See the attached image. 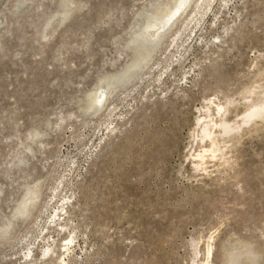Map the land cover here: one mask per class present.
Listing matches in <instances>:
<instances>
[{
  "label": "rangeland",
  "instance_id": "1",
  "mask_svg": "<svg viewBox=\"0 0 264 264\" xmlns=\"http://www.w3.org/2000/svg\"><path fill=\"white\" fill-rule=\"evenodd\" d=\"M172 4L0 0V264H202L208 248L225 264L241 247L264 264V115L240 119L264 100V0H192L138 52ZM207 111L241 128L203 166Z\"/></svg>",
  "mask_w": 264,
  "mask_h": 264
},
{
  "label": "bare ground",
  "instance_id": "2",
  "mask_svg": "<svg viewBox=\"0 0 264 264\" xmlns=\"http://www.w3.org/2000/svg\"><path fill=\"white\" fill-rule=\"evenodd\" d=\"M200 0H197V4ZM192 2V0H174V5L168 9H166L163 13L161 14H156V15H153V19H151V21L149 22L148 25H146V27H144L143 31L139 34L138 37H136L137 39L135 40L136 43L137 42H141V45L140 43L137 44L139 45L137 47V51L138 52H141L140 50V47L141 49H144L146 46H148V44H152L154 43V41L159 38L160 34L162 32H164L168 26H172L175 22H176V19L178 18L179 15H182V13L189 7L190 3ZM209 2V1H207ZM196 4V5H197ZM210 4V3H208ZM198 6V5H197ZM209 6V5H207ZM199 13V12H198ZM184 14V13H183ZM190 14V13H189ZM195 15L197 13H194ZM201 14V13H200ZM191 15V14H190ZM186 16V15H185ZM180 18V17H179ZM190 18V17H189ZM194 18V17H192ZM197 19V18H196ZM188 20V19H187ZM192 20V19H191ZM194 20V19H193ZM179 21V20H178ZM192 22V21H191ZM191 24V23H189ZM187 28V27H186ZM135 43V42H134ZM149 58V53H148V56H141L139 57L138 59H136V61L130 66L128 67L123 73H121L120 75H116V76H113L109 81H107L106 84H103V90L100 91L97 96L94 98L93 102H92V106L90 107V110L91 108H93V110L95 109H100L101 107L104 106L105 102H106V99L107 97L112 93V91L115 89L116 85L118 86V83L121 84L124 83H129V81L132 79V78H135V76L138 74V71H141L140 69L142 68L143 70V67H145L146 65V61L147 59ZM140 73V72H139ZM264 75V74H263ZM139 76V75H138ZM138 78V77H137ZM136 79V78H135ZM133 80V79H132ZM124 81V82H123ZM264 81V80H263ZM262 81V82H263ZM264 83V82H263ZM130 84V83H129ZM262 83L260 82V85ZM126 85V84H125ZM260 85H257L258 89H259V86ZM253 87V86H252ZM111 88V91H108V89ZM118 88V87H116ZM256 88V90H257ZM261 88V87H260ZM255 89V88H254ZM260 90V89H259ZM108 91V92H107ZM251 91V90H250ZM253 91V90H252ZM261 91V94L264 96V86H262V90ZM251 93V92H250ZM248 94V93H247ZM245 95V94H244ZM260 95V94H259ZM243 98V97H242ZM251 105L246 109V112H244L242 115V118L241 119V124H246V123H249L252 118L254 120V118L256 117L258 119V117H261L264 115V100L263 101H258V102H252L250 103ZM224 106V105H223ZM223 106L221 105H216V113H220L221 114V111L223 110ZM206 108V107H205ZM209 108V105L208 107ZM206 108V109H207ZM205 109V110H206ZM208 110V109H207ZM224 111V110H223ZM225 111H226V106H225ZM209 111L204 112L203 114H200V117L198 118V121L197 123H200V138L199 136L197 138L201 140L203 139H207L209 140L210 144L207 148L203 149L202 152L198 153L196 156H194L195 158H197V164H203L204 166V159L207 158V157H216V154L217 153H221L223 152V150L218 146L219 144V141L217 143V139H218V136L220 137H224L225 135H227L228 137V134L230 133L231 134V131L234 132V130L236 128H238L240 126L235 124L234 126L229 124V122H227L225 119H222L220 118L218 121H213L212 119L209 118L210 114H208ZM217 113V114H218ZM224 113V112H223ZM222 113V114H223ZM226 113V112H225ZM224 113V114H225ZM223 114V115H224ZM211 117V116H210ZM223 117V116H222ZM241 117V116H240ZM259 119H262V118H259ZM264 119V118H263ZM250 120V121H249ZM249 121V122H248ZM231 123V122H230ZM237 125V126H236ZM248 125V124H247ZM258 125V124H257ZM256 125V126H257ZM241 128V127H239ZM113 130V129H111ZM237 130V129H236ZM223 135V136H221ZM232 138V136H231ZM223 139V138H222ZM225 139V137H224ZM228 140V139H227ZM221 141V139H220ZM226 141V139H225ZM223 140V142H225ZM231 141V140H230ZM203 142V141H202ZM222 142V141H221ZM222 142V143H223ZM221 145V143L219 144ZM227 145V144H225ZM224 147V145H222ZM225 148V147H224ZM223 148V149H224ZM229 149V148H228ZM220 154V155H221ZM218 155V154H217ZM223 157V156H222ZM225 157V156H224ZM195 165V164H193ZM198 166V165H196ZM201 167V166H199ZM65 200V199H64ZM35 201V197H32L30 199H28V203L27 204H24L22 205V207L18 208V210L16 212H18L17 214L21 213L22 215L25 214V213H28V210L30 209L29 207L32 206V204L34 203ZM61 210L64 209V204L61 205ZM59 209V210H60ZM63 212V211H62ZM66 212V211H65ZM24 216V215H23ZM57 216V220L59 221L60 217H61V214L58 213L55 215V217ZM63 216V215H62ZM55 217H54V220H53V223L56 224V220H55ZM58 224V223H57ZM62 225V224H60ZM9 227V224L4 228L5 229H8ZM61 227V226H60ZM64 227V226H62ZM61 227V228H62ZM9 230V229H8ZM7 230V231H8ZM5 230V232H7ZM4 232H2L3 234ZM6 234V233H5ZM72 241H73V238L67 240V242L65 244H63V248L62 250H64V253H67L70 248H71V244H72ZM51 246V245H50ZM74 247V246H73ZM50 251V248L48 246V248L45 250V254H48ZM233 251V250H232ZM52 252V251H51ZM71 252V251H70ZM53 253V252H52ZM230 253V254H229ZM229 256H228V260L225 264H241L240 261L241 259L244 257V256H249L250 255V249L248 247H241V248H237L235 249L233 252H229ZM26 256L29 257L30 255V251H28L27 254H24ZM44 255V254H43ZM51 255V253H50ZM49 255V256H50ZM65 255V254H63ZM32 256V255H31ZM45 256V255H44ZM47 256V255H46ZM48 256V257H49ZM211 256V249L208 248L207 249V252H206V256H205V259L203 261L202 264H209V260L208 258ZM26 258V257H24ZM51 258V257H50ZM31 263H33V258H29ZM33 261V262H32ZM65 261V259H63V262ZM62 262V263H63ZM30 264V263H29ZM36 264H37V261H36ZM64 264V263H63Z\"/></svg>",
  "mask_w": 264,
  "mask_h": 264
}]
</instances>
